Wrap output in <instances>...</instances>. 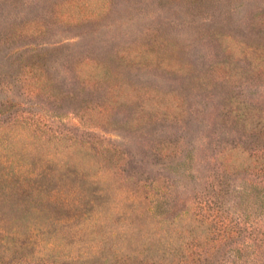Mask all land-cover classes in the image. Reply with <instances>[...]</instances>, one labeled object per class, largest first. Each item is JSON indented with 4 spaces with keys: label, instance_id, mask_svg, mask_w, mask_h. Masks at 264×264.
I'll return each mask as SVG.
<instances>
[{
    "label": "rangeland",
    "instance_id": "1",
    "mask_svg": "<svg viewBox=\"0 0 264 264\" xmlns=\"http://www.w3.org/2000/svg\"><path fill=\"white\" fill-rule=\"evenodd\" d=\"M261 53L264 0H0V264H264Z\"/></svg>",
    "mask_w": 264,
    "mask_h": 264
},
{
    "label": "trees",
    "instance_id": "2",
    "mask_svg": "<svg viewBox=\"0 0 264 264\" xmlns=\"http://www.w3.org/2000/svg\"><path fill=\"white\" fill-rule=\"evenodd\" d=\"M40 56H42L43 54H39ZM262 57H264V53L260 54ZM36 68V67H34ZM247 118L251 119L250 117L247 116ZM244 120H247L246 118H244ZM252 121H256L257 120V124L252 128V131L256 133V137L257 140L259 139V137L261 135H264V121L259 122V118H252ZM261 120V119H260ZM252 132V133H253ZM252 136V135H250ZM254 137V133L253 136ZM241 145H243L242 143H237L234 145V147H231L232 150L235 149H242ZM259 146V145H258ZM238 147V148H236ZM247 150V149H246ZM253 152L251 155L255 154L258 156L263 157L264 156V144H262L261 146L258 147V149H252ZM7 173H4L3 177L0 179V188H4V191L0 192V204L1 207L3 208V205H6L9 202H13V201H19V203H22L21 200L19 198H15L13 195L15 192H20L22 195L26 194V191L31 190L33 191V189L37 190L38 192H41L44 190V186L45 184L42 185H36L33 186L32 183L28 182L26 180V178L23 179H19L17 180L16 177H12L13 178V186L12 187H8L5 188L3 187L2 183H7L8 181V175H6ZM94 183V182H92ZM52 184L55 185L56 187V193L60 192V189H65L67 187V184L65 181H52ZM259 187V186H257ZM14 188H16L17 190L15 191ZM60 188V189H59ZM260 190H264V188L259 187ZM15 191V192H14ZM62 195H54L52 194L51 196L44 198L43 200V206H47V207H51V208H56V207H72L73 205L77 204L75 203V201H78V198H74L73 199H63L61 197ZM145 199V197L143 198ZM0 208V210L2 211L3 209ZM36 211H41V207L39 205H35L33 207ZM149 213L147 214V212L145 213L146 217L149 219L151 217V213L150 211H148ZM144 215V213H142V216ZM35 226V225H32ZM43 233L45 232H49L48 227H47V231H46V227L40 225L37 227H32L30 229L31 233L36 235L37 233H39V231H43ZM20 230L18 229V227H16V231L14 229V231H11L8 229L6 222L3 219H0V244L2 245V251L1 254L2 255H7L9 252H21L22 248L25 245H29V246H35V243L32 242H26L25 240H21L19 238H17V234H20L19 232ZM17 232V233H16ZM38 247V245H37ZM150 250V248L147 247V249H144L143 252L144 253H148V251ZM0 254V256L5 260V258ZM17 256L12 257V260H15ZM23 259V258H22ZM21 260V259H20ZM153 262V261H151Z\"/></svg>",
    "mask_w": 264,
    "mask_h": 264
}]
</instances>
